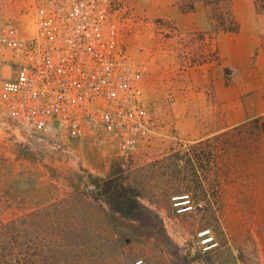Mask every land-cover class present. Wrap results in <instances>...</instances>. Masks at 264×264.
I'll return each instance as SVG.
<instances>
[{
	"label": "rangeland",
	"instance_id": "374dc122",
	"mask_svg": "<svg viewBox=\"0 0 264 264\" xmlns=\"http://www.w3.org/2000/svg\"><path fill=\"white\" fill-rule=\"evenodd\" d=\"M30 3L0 0V23L24 22ZM250 8L264 15L253 0H114L157 132L127 158L54 129L18 132L0 117V229L19 237L27 264H264V117L197 141L173 115L196 96L190 70L216 63L214 36ZM88 176L134 189L135 217L115 212ZM182 195L193 211L177 215L172 199ZM202 229L217 243L206 254L190 248Z\"/></svg>",
	"mask_w": 264,
	"mask_h": 264
},
{
	"label": "built area",
	"instance_id": "2783aa9c",
	"mask_svg": "<svg viewBox=\"0 0 264 264\" xmlns=\"http://www.w3.org/2000/svg\"><path fill=\"white\" fill-rule=\"evenodd\" d=\"M120 36L114 0H31L24 22L0 23V117L18 132L54 129L132 155L157 132ZM172 205L193 211L188 195ZM216 246L209 229L190 241L199 254Z\"/></svg>",
	"mask_w": 264,
	"mask_h": 264
},
{
	"label": "crops",
	"instance_id": "0c3cea01",
	"mask_svg": "<svg viewBox=\"0 0 264 264\" xmlns=\"http://www.w3.org/2000/svg\"><path fill=\"white\" fill-rule=\"evenodd\" d=\"M248 14L237 32L214 36L216 63L190 70L196 96L178 100L173 110L184 138L202 141L264 117V15L253 8Z\"/></svg>",
	"mask_w": 264,
	"mask_h": 264
},
{
	"label": "trees",
	"instance_id": "16d2710c",
	"mask_svg": "<svg viewBox=\"0 0 264 264\" xmlns=\"http://www.w3.org/2000/svg\"><path fill=\"white\" fill-rule=\"evenodd\" d=\"M211 1L206 0L208 4H211ZM253 2L256 11L264 13V0H253ZM232 21L233 27L228 30L222 29L223 32L238 31V24ZM88 183L105 198L115 212L122 216L133 218L140 209L137 192L132 188L123 187L116 178L108 176L106 179H100L88 176ZM12 235L0 229V264H27L25 247L21 244L19 237Z\"/></svg>",
	"mask_w": 264,
	"mask_h": 264
}]
</instances>
